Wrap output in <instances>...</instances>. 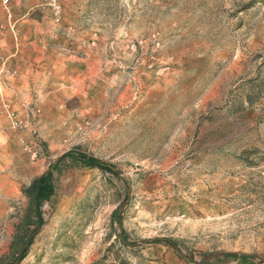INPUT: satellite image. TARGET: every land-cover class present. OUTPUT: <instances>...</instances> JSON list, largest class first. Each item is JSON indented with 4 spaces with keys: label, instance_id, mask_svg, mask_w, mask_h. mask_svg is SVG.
Returning <instances> with one entry per match:
<instances>
[{
    "label": "rangeland",
    "instance_id": "obj_1",
    "mask_svg": "<svg viewBox=\"0 0 264 264\" xmlns=\"http://www.w3.org/2000/svg\"><path fill=\"white\" fill-rule=\"evenodd\" d=\"M68 151L18 264H264V0H0V257Z\"/></svg>",
    "mask_w": 264,
    "mask_h": 264
},
{
    "label": "trees",
    "instance_id": "obj_2",
    "mask_svg": "<svg viewBox=\"0 0 264 264\" xmlns=\"http://www.w3.org/2000/svg\"><path fill=\"white\" fill-rule=\"evenodd\" d=\"M70 158L73 164H78L88 168H99L101 170L112 169L98 161L95 157L85 153L66 152L60 155L56 161L50 165L43 173L34 177L27 185L22 187V192L27 197V205L20 220L15 224L14 233L9 243L8 252L6 255L0 257V264H18L26 255L29 246L45 220L42 212V205L44 202L51 200L54 194V172L57 169V164L64 158ZM115 209L112 214H115ZM119 240L126 245H130L125 241L122 235ZM159 240V239H156ZM166 242H171V239H162ZM224 256H237L235 252L222 253ZM250 255H241L242 259L249 258Z\"/></svg>",
    "mask_w": 264,
    "mask_h": 264
},
{
    "label": "built area",
    "instance_id": "obj_3",
    "mask_svg": "<svg viewBox=\"0 0 264 264\" xmlns=\"http://www.w3.org/2000/svg\"><path fill=\"white\" fill-rule=\"evenodd\" d=\"M9 0H3L4 3L8 2Z\"/></svg>",
    "mask_w": 264,
    "mask_h": 264
}]
</instances>
